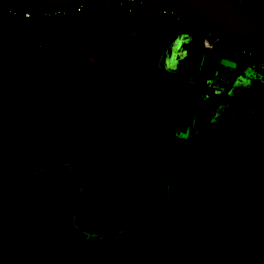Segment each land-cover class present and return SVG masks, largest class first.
<instances>
[{
    "label": "flooded vegetation",
    "instance_id": "obj_1",
    "mask_svg": "<svg viewBox=\"0 0 264 264\" xmlns=\"http://www.w3.org/2000/svg\"><path fill=\"white\" fill-rule=\"evenodd\" d=\"M180 33L154 61L59 59L60 85L27 93L0 86V264H154L146 261L162 248L177 249L196 154L212 133L222 135V114L236 102L244 117L223 126L264 121L256 87L228 93L232 49L213 72L191 68L190 40ZM33 54L0 50V65L53 59ZM147 122L150 151L113 150Z\"/></svg>",
    "mask_w": 264,
    "mask_h": 264
},
{
    "label": "rangeland",
    "instance_id": "obj_2",
    "mask_svg": "<svg viewBox=\"0 0 264 264\" xmlns=\"http://www.w3.org/2000/svg\"><path fill=\"white\" fill-rule=\"evenodd\" d=\"M90 1L83 2L82 12H76L73 5H69L68 14L64 17H48L36 11L25 19L21 12L12 16L7 10L0 8V50L16 57L34 53L38 59L51 57L77 62L92 58L113 60L144 57L154 61L162 53L160 49L169 44L177 36V32H181L185 42L207 38L213 44L212 48H202L187 54L191 68L203 67L207 72H213L219 58L231 48L234 63H230V66L237 68V74L231 81L228 93L233 94L235 89L243 86L256 87L257 94L254 98H263L264 58L248 51L242 53L239 48L224 43L202 25L176 13L168 12L164 15L161 8L147 3L121 5L116 0ZM239 1L257 14L264 9L261 0ZM129 7L131 10H128ZM22 36H27L23 42ZM30 37L32 48L24 45V42L29 43ZM224 62L226 66V61ZM173 69H177V66L174 65ZM189 69L184 67L186 71ZM231 75L232 73L229 74ZM244 75L256 81L246 83ZM215 83H219V80ZM225 85L223 86L226 88ZM254 102L256 103L255 100ZM254 108L258 106L255 105ZM244 115L239 104L233 102L230 110L222 114V124H229ZM178 245L183 246L184 243L180 241ZM165 261L174 264L169 256Z\"/></svg>",
    "mask_w": 264,
    "mask_h": 264
},
{
    "label": "trees",
    "instance_id": "obj_3",
    "mask_svg": "<svg viewBox=\"0 0 264 264\" xmlns=\"http://www.w3.org/2000/svg\"><path fill=\"white\" fill-rule=\"evenodd\" d=\"M258 14L264 17V9ZM26 44L33 47L32 37ZM188 45L204 48L200 39ZM187 80L179 76L180 95ZM178 232L183 246L171 252L167 245L146 262L169 256L174 264H264V121L222 125V135L212 133L197 152Z\"/></svg>",
    "mask_w": 264,
    "mask_h": 264
},
{
    "label": "water",
    "instance_id": "obj_4",
    "mask_svg": "<svg viewBox=\"0 0 264 264\" xmlns=\"http://www.w3.org/2000/svg\"><path fill=\"white\" fill-rule=\"evenodd\" d=\"M85 1L89 0H0V8L36 12ZM141 1L193 20L231 47L264 57V17L239 0ZM1 74L3 81H6L4 84L1 83ZM63 79V63L56 58L44 62L31 59L13 60L8 66L0 65V86L20 88L21 93H27L35 86L54 87L60 85ZM151 130V123L143 124L137 134L130 131L124 135V141H115L113 150L123 153L136 149L144 151L147 148L150 151ZM137 136L140 138L139 145L135 143ZM128 157L132 160L139 159H135L132 154Z\"/></svg>",
    "mask_w": 264,
    "mask_h": 264
},
{
    "label": "built area",
    "instance_id": "obj_5",
    "mask_svg": "<svg viewBox=\"0 0 264 264\" xmlns=\"http://www.w3.org/2000/svg\"><path fill=\"white\" fill-rule=\"evenodd\" d=\"M119 4L121 5H131V4H143L144 2H142L141 0H116ZM73 8L76 12H81L83 9V3H77V4H72ZM69 5L67 6H62V7H54V8H50V9H46V10H42L40 11L41 14L46 15V16H52V17H64L68 14ZM128 10H130V7L128 8ZM9 14H11L12 16H16L19 12H21V15L23 16V18H30L31 17V13L30 11H14V10H7ZM168 10L166 9H162V13L164 15L168 14ZM172 13V12H170ZM178 19V18H177ZM202 44L204 48H212L213 44L207 39V38H202Z\"/></svg>",
    "mask_w": 264,
    "mask_h": 264
},
{
    "label": "crops",
    "instance_id": "obj_6",
    "mask_svg": "<svg viewBox=\"0 0 264 264\" xmlns=\"http://www.w3.org/2000/svg\"><path fill=\"white\" fill-rule=\"evenodd\" d=\"M25 19H27V18H25Z\"/></svg>",
    "mask_w": 264,
    "mask_h": 264
}]
</instances>
